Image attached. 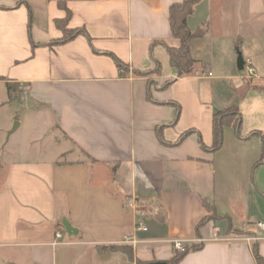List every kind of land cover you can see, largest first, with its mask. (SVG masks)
<instances>
[{
	"label": "crops",
	"instance_id": "crops-1",
	"mask_svg": "<svg viewBox=\"0 0 264 264\" xmlns=\"http://www.w3.org/2000/svg\"><path fill=\"white\" fill-rule=\"evenodd\" d=\"M182 1L0 0V76L56 133L2 157L0 264H165L176 239L190 248L178 264H257L254 244L264 257V0H200L188 24L206 33L179 77L169 11ZM66 8L77 33L63 42ZM234 104L240 127L214 149V116ZM204 201L229 218L199 225ZM113 245L135 260L99 250Z\"/></svg>",
	"mask_w": 264,
	"mask_h": 264
},
{
	"label": "trees",
	"instance_id": "trees-1",
	"mask_svg": "<svg viewBox=\"0 0 264 264\" xmlns=\"http://www.w3.org/2000/svg\"><path fill=\"white\" fill-rule=\"evenodd\" d=\"M200 0H183L182 2L174 3L170 7L169 11V20L171 26V32L174 38L179 40V44L177 46H172L169 48V55L171 59V63L178 69L179 77L183 76L186 73H190L194 70L196 66L197 60L193 57L192 54V44L196 38L202 37L206 33V28H197L196 30H192L189 27L188 19L194 13L195 6ZM60 5H64V1L60 2ZM67 15L62 19H56V24L63 31V37L58 41H68L72 39L77 30L68 28L67 22L71 16V12L67 9ZM1 80H6L5 77L0 76ZM6 86L10 91H13L12 84L6 80ZM11 93V92H10ZM241 124V115L239 112V108L236 104L232 105L229 109L224 112L215 114L213 120V148L219 149L223 143V128L226 125L232 126L234 128H239ZM205 206L207 207L209 213L205 217H203L199 223L202 225L207 220L217 219L220 217L229 218L227 214H219L216 210V207L204 201ZM232 230V228H231ZM235 233H242L241 230H234ZM199 246H192L191 249H197ZM122 249L127 252L131 261H134L135 258L133 256L132 249L128 246H103L100 247L99 250L101 252H107L110 250H119ZM253 249L255 252L257 264H264V257L259 253L258 245L254 244ZM190 248H187L185 252H180L176 254L170 261L165 262V264H178L180 259L183 257L185 253H187ZM137 264H153L149 262H142L140 260H136Z\"/></svg>",
	"mask_w": 264,
	"mask_h": 264
},
{
	"label": "rangeland",
	"instance_id": "rangeland-1",
	"mask_svg": "<svg viewBox=\"0 0 264 264\" xmlns=\"http://www.w3.org/2000/svg\"><path fill=\"white\" fill-rule=\"evenodd\" d=\"M11 84L13 87L16 86L14 83ZM10 92L6 85L0 82V162H2V157L13 149L20 148L24 153L32 152L44 138H51L56 134L49 132L48 136V130L45 131L42 127V123L46 120H40L24 90L16 86ZM14 116L21 119L23 123L8 139L7 129ZM14 126L15 122L12 127ZM145 218L149 224L154 221L149 215Z\"/></svg>",
	"mask_w": 264,
	"mask_h": 264
},
{
	"label": "built area",
	"instance_id": "built-area-1",
	"mask_svg": "<svg viewBox=\"0 0 264 264\" xmlns=\"http://www.w3.org/2000/svg\"><path fill=\"white\" fill-rule=\"evenodd\" d=\"M244 73H245L244 75L246 78H248V79L254 78V76H255L254 68H253L251 62L246 63L245 68H244ZM201 75L212 76V72H208L206 74V72L203 71V72H201ZM129 205L132 207H135L136 201L132 200V202H130ZM257 226L259 228H261L262 230H264V222L263 221L258 222ZM136 230L137 231H147L148 227L144 224V222L138 221L136 223ZM62 237H63V232L61 230H58L56 232V238L61 239ZM256 239H258V238H256ZM126 241H129L130 243L135 244V243H137L138 240L136 237L126 236ZM173 244H174L175 249L179 252H185L187 249V246L185 245V242L182 239L174 240Z\"/></svg>",
	"mask_w": 264,
	"mask_h": 264
},
{
	"label": "water",
	"instance_id": "water-1",
	"mask_svg": "<svg viewBox=\"0 0 264 264\" xmlns=\"http://www.w3.org/2000/svg\"><path fill=\"white\" fill-rule=\"evenodd\" d=\"M239 63L242 64V66H243V64H244V59H243V57H242L241 55H240V57H239ZM242 68H243V67H242ZM16 125H17V123H15V126L12 128L11 132H12L13 130H15ZM11 132H10V133H11ZM10 133H9V134H10ZM64 224H65V227H66L68 233H72V231H73L72 226H71L68 222H64Z\"/></svg>",
	"mask_w": 264,
	"mask_h": 264
}]
</instances>
